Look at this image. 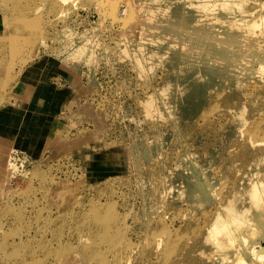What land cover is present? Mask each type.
Returning <instances> with one entry per match:
<instances>
[{"label":"rangeland","instance_id":"374dc122","mask_svg":"<svg viewBox=\"0 0 264 264\" xmlns=\"http://www.w3.org/2000/svg\"><path fill=\"white\" fill-rule=\"evenodd\" d=\"M68 1L0 0V74L11 84L47 59L65 70L52 80L67 96L50 147L0 150V264H121L120 253L134 264H232L209 256L216 202L242 209L251 183L264 184V124L258 134L252 107L234 118L215 92L190 115L157 111L169 64L139 68L145 47L132 52L99 0ZM126 1H114L117 14ZM206 176L210 200L190 204L188 181Z\"/></svg>","mask_w":264,"mask_h":264},{"label":"bare ground","instance_id":"6f19581e","mask_svg":"<svg viewBox=\"0 0 264 264\" xmlns=\"http://www.w3.org/2000/svg\"><path fill=\"white\" fill-rule=\"evenodd\" d=\"M56 1L62 6L69 2ZM114 1L99 0V8L96 5L99 17L108 14L121 25L119 30L126 31L124 37L129 39L132 52L145 47L137 53L136 65L143 69L147 64L161 62L171 67L170 75L156 92L153 104L157 111L179 108L190 115L204 103L220 100H213L211 93L215 92L230 103L227 108L234 118L252 107V117L248 120L255 122L258 134L259 129L262 132L264 0L260 8L257 3L255 7L245 5L247 0H127L118 14L117 1ZM247 80L254 82L249 88L245 85ZM257 140L264 144V136ZM261 181L251 183L250 202L242 209L237 203L229 202L228 196L216 202L209 236L212 239L209 256L213 259L234 256L232 264H264V245L258 242L264 238V184ZM209 183L212 180L208 176L188 181L185 193L190 204L200 205L210 200ZM127 256L124 259L120 258L121 253L117 255L119 263L134 264L132 255Z\"/></svg>","mask_w":264,"mask_h":264},{"label":"crops","instance_id":"0c3cea01","mask_svg":"<svg viewBox=\"0 0 264 264\" xmlns=\"http://www.w3.org/2000/svg\"><path fill=\"white\" fill-rule=\"evenodd\" d=\"M54 67L53 61L37 60L23 70L19 80L20 74L13 76L11 84H8L7 73L0 74V86L4 84L3 90L0 88V138L4 141L0 142V150L8 144L35 157L58 137V134L56 138L48 135L67 96L57 98L60 88L52 78L66 73L61 66Z\"/></svg>","mask_w":264,"mask_h":264}]
</instances>
